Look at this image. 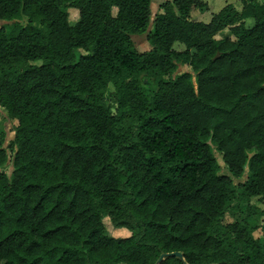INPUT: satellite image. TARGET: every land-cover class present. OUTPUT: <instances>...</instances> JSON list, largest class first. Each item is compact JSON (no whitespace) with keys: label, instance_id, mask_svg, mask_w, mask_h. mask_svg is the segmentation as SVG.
<instances>
[{"label":"trees","instance_id":"1","mask_svg":"<svg viewBox=\"0 0 264 264\" xmlns=\"http://www.w3.org/2000/svg\"><path fill=\"white\" fill-rule=\"evenodd\" d=\"M240 1L209 22L192 17L203 0L162 2L141 52L152 0H0L16 20L0 27V106L18 122L0 264H264V1Z\"/></svg>","mask_w":264,"mask_h":264},{"label":"rangeland","instance_id":"2","mask_svg":"<svg viewBox=\"0 0 264 264\" xmlns=\"http://www.w3.org/2000/svg\"><path fill=\"white\" fill-rule=\"evenodd\" d=\"M164 1L166 0H152V3H151L152 17H151V23H150L147 33H144L142 35H133V40L135 41L136 47L141 52L149 51L151 49V44L149 43L147 36L154 29L155 17L159 12H161L160 4ZM259 1L263 2L264 0H259ZM203 4H204L203 7H200V8L198 7L193 10L192 17L194 20H201L204 22H209L212 18L213 13L220 11L227 4H232L237 9H241V6H242L240 0H203ZM78 14L79 13L76 9H70V18L72 22L77 21ZM15 22L16 20H13V21L2 20L0 21V27L12 26ZM19 22L26 24L28 22V19L24 18L22 20H19ZM252 23H253L252 20H248V24L252 25ZM228 33H229V29H226L221 34H219L217 38H221L222 36ZM174 47L178 50H183L185 48L184 45L181 43H176ZM83 53H86V52H84L83 50L78 51V54H83ZM187 71L193 73L192 67H190L186 63L179 62L175 73L181 74ZM157 78H158V73L156 70H152V71L142 74L140 76V81H141V85L144 88V90L148 92L150 89H153L156 85ZM111 90H112V87H111ZM17 123H18L17 120L10 118L7 111L3 107L0 106V131L6 134L5 145L7 146L9 154L11 155V159H9V161L3 168H0V172H5L9 176V178H12L13 176V167H12L13 152L10 150L9 145H10L11 140L15 136L14 130L16 128ZM212 148H213V152L215 153L221 165V172L231 175V173L227 169L226 164L224 163L222 159V153H220L216 149L215 145H212ZM248 174H249V168L247 166L245 169L244 175L241 178H237L233 175L231 176L234 182L237 184L239 182H244L245 180H247ZM252 204L259 207V209L262 211V214L259 217V221H260L259 228L258 230L254 232L256 237H262L263 232H264V199L261 197H254L252 199ZM244 213H245L244 211L241 212L242 216L244 215ZM236 220H239L238 216L234 217L231 214H228L225 219V221L227 222H234ZM104 224H105L106 229L109 231V233L115 237L124 238L131 234V232L127 230L126 228H115L113 224L111 223V220L109 217L104 218Z\"/></svg>","mask_w":264,"mask_h":264},{"label":"water","instance_id":"3","mask_svg":"<svg viewBox=\"0 0 264 264\" xmlns=\"http://www.w3.org/2000/svg\"><path fill=\"white\" fill-rule=\"evenodd\" d=\"M167 255H169V256H180V257H182V254L180 253V252H171V253H169V254H167ZM164 258V254L161 256V258H160V260H162Z\"/></svg>","mask_w":264,"mask_h":264},{"label":"crops","instance_id":"4","mask_svg":"<svg viewBox=\"0 0 264 264\" xmlns=\"http://www.w3.org/2000/svg\"><path fill=\"white\" fill-rule=\"evenodd\" d=\"M214 14V13H213Z\"/></svg>","mask_w":264,"mask_h":264}]
</instances>
